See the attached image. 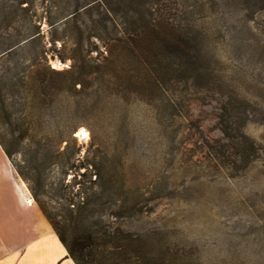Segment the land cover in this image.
<instances>
[{"label":"rangeland","instance_id":"374dc122","mask_svg":"<svg viewBox=\"0 0 264 264\" xmlns=\"http://www.w3.org/2000/svg\"><path fill=\"white\" fill-rule=\"evenodd\" d=\"M90 1L80 0L81 4ZM130 1L97 0L94 13L100 17L112 12L113 27L121 31L127 16L133 15ZM62 2L0 0V72L10 65L3 58L25 43L35 27L41 30L46 65L59 72L71 70L73 61L67 55L73 41L65 49L62 42L54 45L48 24L49 15ZM240 2L192 0L197 7L189 41L195 67L169 76L158 89L149 85L131 58L117 57L106 72L113 76V85L103 86L100 80L90 86L88 91L95 96L85 97L82 105L98 109L79 118L74 133L81 159L87 153L93 157L102 143L113 149L114 158L122 157L136 185L158 182L160 196L152 200V210L130 221L126 229L156 226L171 231L191 264H264V13L246 11ZM173 8L179 13V5ZM58 36L62 37L61 32ZM38 52L23 57L27 79L44 68L30 66ZM102 62L101 57L89 65ZM99 89L113 92L98 93ZM229 102L242 108L233 118L225 111ZM231 125L243 128L260 147L257 154L250 153L251 162L235 156L221 162L208 150V143L228 148L230 142L222 129ZM82 129L87 138L78 135ZM93 130L98 141L93 139ZM57 171L50 176L54 187L60 177ZM50 198L42 199L56 207ZM112 210L108 207L106 215Z\"/></svg>","mask_w":264,"mask_h":264},{"label":"trees","instance_id":"16d2710c","mask_svg":"<svg viewBox=\"0 0 264 264\" xmlns=\"http://www.w3.org/2000/svg\"><path fill=\"white\" fill-rule=\"evenodd\" d=\"M96 1L81 4L80 0H63L49 15L52 43L62 42L61 48L65 49L73 41L74 47L67 55L73 61L69 72L46 65L40 27L31 30L27 41L3 58L10 65L0 72V146L28 184L75 264H191L189 254L180 251L171 238V231L156 226L126 229L130 221L152 210V200L160 196L158 182L146 187L136 185L122 157L114 158L113 149L102 143L93 157L87 153L81 159L79 150H75L74 133L79 118L88 110L98 109L82 105L85 97L95 96L88 91L90 86L100 80L103 86L113 85V76L107 73L120 55L131 58L138 66L136 70L145 73L149 85L156 89L169 76L193 70L195 61L190 60V54L194 47L189 30L197 5L192 0H168L171 5L165 0H132L128 9L133 15L127 16L124 30L118 31L113 27L112 12L96 17ZM240 1L246 11L264 13V0ZM177 5L181 15L172 11ZM31 51L39 52L30 66L44 68L27 79L28 67L22 68V60ZM101 57L102 63L90 67L89 62ZM97 92L112 94L113 89ZM228 104L225 111L231 118L240 114L241 107ZM222 132L230 142L228 148L207 145L221 162L235 156L249 163L250 153L260 151L243 128L231 125ZM98 136L93 130L94 141ZM17 156L21 159L15 162ZM54 169L60 175L55 187L50 182ZM70 175L72 181H68ZM46 196L55 200L56 207L42 199ZM108 207L113 210L107 216Z\"/></svg>","mask_w":264,"mask_h":264},{"label":"crops","instance_id":"0c3cea01","mask_svg":"<svg viewBox=\"0 0 264 264\" xmlns=\"http://www.w3.org/2000/svg\"><path fill=\"white\" fill-rule=\"evenodd\" d=\"M31 196L0 146V264H75Z\"/></svg>","mask_w":264,"mask_h":264},{"label":"snow or ice","instance_id":"6c2138e0","mask_svg":"<svg viewBox=\"0 0 264 264\" xmlns=\"http://www.w3.org/2000/svg\"><path fill=\"white\" fill-rule=\"evenodd\" d=\"M78 135H81V136L87 138V135H88V134H87V132H86L85 130L82 129V130L80 131V133H78Z\"/></svg>","mask_w":264,"mask_h":264},{"label":"bare ground","instance_id":"6f19581e","mask_svg":"<svg viewBox=\"0 0 264 264\" xmlns=\"http://www.w3.org/2000/svg\"><path fill=\"white\" fill-rule=\"evenodd\" d=\"M83 130H84V129H83ZM80 131H81V130H80ZM79 133H80V132H79ZM80 137L83 138V139L85 138V137H83V136H81V135H80ZM87 137H88V135H87ZM31 203H32V201H31ZM32 204H33V203H32Z\"/></svg>","mask_w":264,"mask_h":264},{"label":"built area","instance_id":"2783aa9c","mask_svg":"<svg viewBox=\"0 0 264 264\" xmlns=\"http://www.w3.org/2000/svg\"><path fill=\"white\" fill-rule=\"evenodd\" d=\"M31 201H32V203H33V202H34V199H31V200H30V203H31Z\"/></svg>","mask_w":264,"mask_h":264},{"label":"water","instance_id":"95a60500","mask_svg":"<svg viewBox=\"0 0 264 264\" xmlns=\"http://www.w3.org/2000/svg\"><path fill=\"white\" fill-rule=\"evenodd\" d=\"M76 137H78V136H76Z\"/></svg>","mask_w":264,"mask_h":264}]
</instances>
